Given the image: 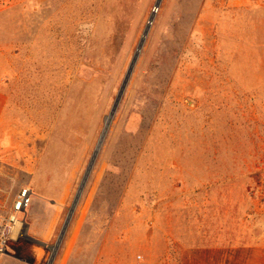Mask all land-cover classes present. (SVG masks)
Instances as JSON below:
<instances>
[{"label": "rangeland", "instance_id": "obj_1", "mask_svg": "<svg viewBox=\"0 0 264 264\" xmlns=\"http://www.w3.org/2000/svg\"><path fill=\"white\" fill-rule=\"evenodd\" d=\"M153 15L53 264H264V0H0V217L60 203L39 264Z\"/></svg>", "mask_w": 264, "mask_h": 264}, {"label": "crops", "instance_id": "obj_2", "mask_svg": "<svg viewBox=\"0 0 264 264\" xmlns=\"http://www.w3.org/2000/svg\"><path fill=\"white\" fill-rule=\"evenodd\" d=\"M8 99L0 87V124L7 109ZM9 142L8 137L0 134V142ZM61 202V201H60ZM60 203L46 194L32 192V204L25 210L20 218L25 223L23 232L28 239L18 236L19 230L13 240L7 246L6 257H10L16 264H39L43 254V245L45 241L54 236L59 222ZM7 219L6 217H0ZM4 256V257H5ZM1 262H6L2 260Z\"/></svg>", "mask_w": 264, "mask_h": 264}, {"label": "water", "instance_id": "obj_3", "mask_svg": "<svg viewBox=\"0 0 264 264\" xmlns=\"http://www.w3.org/2000/svg\"><path fill=\"white\" fill-rule=\"evenodd\" d=\"M160 4H161V1H159V2L157 3V5H156V9L159 8ZM154 18H155V15H153V16L151 17V19H150V21H149V24H148V27H147V29H146L144 35H143V38H142V40H141V43H140L139 48H138V50H137V53H136V55H135V57H134V59H133V62H132V65H131L130 71H129V73H128L127 77H126L125 83H124V85H123V87H122L121 93H120V95H119V97H118V99H117V102H116V104H115V107H114V109H113L111 115L108 117V120H109V121H108V123L106 124V127H105V129H104L103 135H102V137H101V139H100V142H99V145H98V147H97V149H96V151H95V153H94V156H93L92 161H91V163H90V166H89V169H88V171H87V174H86V176H85V178H84V181H83V183H82V185H81V187H80V189H79V191H78V194H77V196H76V198H75V200H74V203H73L72 208H71V210H70V212H69V215H68V217H67V220H66V222H65V225H64V227H63V229H62V231H61V234H60V237H59L58 244L52 249V256H51V259H50V261H49V264H53V263H54V261H55V259H56V255H57L58 249H59V246H60V244L62 243V241L64 240V238H65V236H66V233H67L68 227H69V225H70V223H71V221H72V218H73V216H74V213H75V211H76V209H77V207H78V205H79V202H80V200H81L82 194H83L84 189H85V186H86V184H87L88 177H89V175H90V173H91V171H92V168H93V166H94V164H95V162H96V159H97V157H98V155H99L100 149H101V147H102V145H103V143H104V141H105V138H106L107 132H108V130H109L110 124H111V122H112V120H113V118H114V116H115V113H116V110H117V108H118L119 102H120V100H121V98H122V95H123V93H124V91H125V89H126V86H127L128 82H129V79H130L131 73H132V71H133L134 65L136 64V62H137V60H138V57H139V54H140L141 50L143 49V46H144L145 41H146V38H147V36H148V34H149V31H150L151 25H152V23H153V21H154Z\"/></svg>", "mask_w": 264, "mask_h": 264}, {"label": "built area", "instance_id": "obj_4", "mask_svg": "<svg viewBox=\"0 0 264 264\" xmlns=\"http://www.w3.org/2000/svg\"><path fill=\"white\" fill-rule=\"evenodd\" d=\"M31 204V189H23L14 203L13 212L9 218H0V261L6 254L9 242L13 240L18 230V236L24 237L23 227L25 226V223L20 218V215L27 210Z\"/></svg>", "mask_w": 264, "mask_h": 264}, {"label": "bare ground", "instance_id": "obj_5", "mask_svg": "<svg viewBox=\"0 0 264 264\" xmlns=\"http://www.w3.org/2000/svg\"><path fill=\"white\" fill-rule=\"evenodd\" d=\"M108 121H109V120H108V118H107L106 124L108 123Z\"/></svg>", "mask_w": 264, "mask_h": 264}]
</instances>
